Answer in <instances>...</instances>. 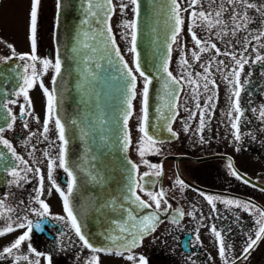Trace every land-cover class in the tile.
<instances>
[{
  "label": "flooded vegetation",
  "instance_id": "1",
  "mask_svg": "<svg viewBox=\"0 0 264 264\" xmlns=\"http://www.w3.org/2000/svg\"><path fill=\"white\" fill-rule=\"evenodd\" d=\"M178 2L181 3L182 10L189 7L188 0H178ZM249 2L256 5L255 8L248 9L251 18L248 25L249 32H240L236 36L224 38L225 41L232 42L229 50H234L236 53L243 50L242 45L247 43L249 35L264 31V13L261 11L264 10V0H249ZM31 4L32 0H0V41H3L0 43V56L8 57L12 54L7 44L13 45L17 54L30 53ZM205 9H207L206 4ZM55 17L56 0H40L36 54L39 58L53 62ZM183 18L185 23L178 37V43L173 45L170 70L174 75L179 76V55L180 48H183L186 59L192 65L191 71L203 74L200 63H204L207 56L215 53L214 51L202 53L199 63L192 59L191 51H198V49L189 33L190 12H183ZM111 26L116 43L119 45L122 42L121 33L112 23ZM194 30L199 37L207 38V34L199 27ZM212 42L216 43L221 50H225L226 45L223 41L213 36ZM260 43L264 44V40ZM255 44L253 40V44L245 53V55H251L252 59L255 57V53L252 52ZM123 51L121 49L122 54ZM261 54L264 55V49H261ZM218 59L223 61V65L220 70L214 66L211 76L217 86L216 99L212 103L209 114H205L206 123L202 131H197L200 113L195 109L190 94L186 96V93H189L186 84L180 93L178 115L172 123L173 131L177 135L163 140V143L158 145L159 154H148L142 159L136 148L142 133H131L130 130L129 158L139 165L141 174L146 171L153 173L157 170L144 164V159L161 169L162 175L149 176L146 179L150 183L155 182L151 190L159 192L163 189L166 192L165 199L171 205L169 209L163 203L161 204L160 218L155 230L147 233L132 253L115 254L118 245H112L111 252H93L84 247L67 220L63 204L62 209L58 210L57 199L59 197L62 201V198L48 179V158H45L43 153L50 151L51 156L55 157L59 141L52 123L49 124V139L45 140L40 135L45 119L42 109H46V97L39 84L29 92L32 100V117L19 118L22 97L15 105H9L18 119L11 130L7 128V124L4 125V137L12 143L17 154L28 161L29 166L41 169L44 184L43 193L39 198L49 205V215L47 218H38L30 212L31 208H39L35 202L40 190L39 177L33 173H27V181L17 182V179L9 174L12 170L11 165L6 170L4 179L0 180V197L4 199L7 206L16 209L15 213H9L14 219L27 216L34 223L39 222L43 231L34 229L19 250H14L13 254H4L0 258V264H17L14 260L17 252L27 254L30 261L39 260V264H89L90 254L93 253L104 256L105 260L112 262L111 264H140L141 256L147 264H224L219 256V241L211 232L212 225H215L216 230L221 233L230 261L234 258L236 264H264V236L254 245L246 258H241L249 237L254 239L255 232L258 230V225L255 223L256 214L250 215L242 208L221 203L222 200L250 201L264 210V118L259 114L261 110H264V62L253 63L249 60L241 73L243 91L240 94V105L243 115L240 116L238 124L240 140L237 141L236 130L231 127V124L238 114L232 111V119L228 115L235 97L230 98V85L222 75L231 71L233 65L228 56H221ZM22 63V61L13 60V71L16 72L20 68L22 73L23 69L18 67ZM40 68L41 65L37 63V70L39 71ZM52 76L53 71L50 69L47 74L40 77L49 89H51ZM7 89L10 93L16 90L8 85ZM201 93L199 100L203 108L207 103V96L211 93L203 94L202 89ZM10 98L15 99V97ZM35 105L37 111L34 109ZM185 106L196 112L194 119H189V112L184 111ZM33 117H38L40 123H37ZM24 120H27V128L24 127ZM185 124H188V131H185ZM52 141L55 143H51ZM33 158L36 163L33 162ZM229 159L233 169L243 179H237L232 174L233 169L227 166ZM13 163H17L14 158ZM17 170L20 171L21 176L25 175L22 169ZM178 178L183 180L184 187L176 184ZM53 179L62 190H66L68 177L62 169L59 167L55 169ZM245 180L249 182L246 183ZM137 194L142 199L148 200L144 193L137 191ZM206 196L213 197L215 211L205 199ZM70 200L73 206V195ZM177 209H182L184 215L178 222L173 223L172 214ZM144 211L143 215H147L153 211V208ZM165 212L169 214L165 215ZM54 217L65 219L57 220ZM5 223V220L0 219V227H3ZM26 231V228L16 229L0 236V252H3L5 247L11 246ZM29 244L32 246L31 251L28 248ZM129 254L136 259L129 261L126 258ZM18 264H28V261H24L21 257Z\"/></svg>",
  "mask_w": 264,
  "mask_h": 264
},
{
  "label": "snow or ice",
  "instance_id": "2",
  "mask_svg": "<svg viewBox=\"0 0 264 264\" xmlns=\"http://www.w3.org/2000/svg\"><path fill=\"white\" fill-rule=\"evenodd\" d=\"M87 2V13L92 18L91 20L86 19L85 24L91 25L93 21L99 25L95 32H85L86 37L83 41H78L77 47L73 49L74 53L79 54L85 49L96 52L98 49L93 46L89 41H96L97 38L100 39V44L103 49V53L108 59L109 63H112V57L114 56L119 64L122 66V75L125 80L126 88V108L123 115V124L125 129V134L123 137L124 149L125 151L131 145V136L128 131L129 119L134 113L133 100L137 96V80L138 76L142 79V90L140 91L141 101V120L138 131L142 133V138L138 142L136 148L138 155L143 159L148 154H159L160 143L163 141L159 136L154 135L150 131V120H149V89L156 79V76L152 73H147L140 63L139 52L137 51V40H138V19H139V0H119V8L123 13L128 5H131V11L134 18L132 20H124L121 25L125 32L122 34V38L127 41L128 48L127 52L132 54L131 66L129 61L125 60L124 56L121 54V49L116 43L115 34H113L111 26V17L115 13L116 5L113 4V0H86ZM205 4L207 9H205ZM40 5V0H32L31 10H30V21H29V32H30V53L17 54L13 45L7 44L6 46L11 50V55L8 57L0 56V62L8 63L9 61L19 60L23 63L18 67L23 69L22 73L13 76L16 79L17 85L16 90L11 93L5 94V99L0 101V106L5 109L3 119L7 123V128L11 130L15 125L18 117L13 112L9 105H15L20 97L23 98V103L20 104L19 118L23 119L25 117H32V100L29 95L30 90H32L37 84L42 89L44 96L46 97V109H45V119L42 125V132L40 135L48 140L49 124L54 125V130L56 131L59 144L57 145L58 152L55 157L51 156L50 151H45L43 153L45 158H48V179L51 181L52 186L59 193L63 201V209L67 214V220L70 222L71 228L74 229L76 236L82 242L83 246L91 249L93 252H111L112 245H118L115 254L121 255L122 253H132V251L141 243L144 236L155 230L156 224L159 222L161 204L163 203L166 208H171L169 201L165 199L166 192L161 189L159 192L151 190L155 186V182L151 183L146 179L149 176L159 177L162 175L161 169L150 164L146 159L143 160L149 168L157 169L155 172H144L140 173L139 165L128 161L130 165V170L128 173V183L125 191L123 200L126 201L125 204L121 205L122 212L126 216V222H122L116 225L118 233L115 235H109V241L111 242L108 248H96L90 241L81 233V226L78 223L77 215L74 212V207L71 204L70 198L73 195L74 190L77 188V177L74 174V170L68 163L67 160V145L68 140L66 138L65 124L62 122L61 117L58 112L59 97H58V78L61 77L62 64L63 61L57 51L54 62L49 59H42L37 56V23H38V9ZM188 8L182 10L181 3L178 0H170L169 5V19L171 21L170 35L168 37L167 48L164 55L160 58L159 63L153 65L155 73L159 74V79L163 81V104L156 108V112L159 117L164 121L162 124L156 125L157 131L160 129L166 130L171 136L175 137L177 133L173 131L172 123L175 121L178 115V102L180 100V93L184 90L185 84L189 89L190 98L193 100L195 109L199 110V127L197 131H202L205 127V114H209V110L212 106L213 101L216 99V83L215 80L211 78L212 69L215 66L217 70H220L223 65V61L218 58L221 56H228L232 61L231 71L222 73L224 79L230 85V98L235 97L234 103L230 106V111L228 113L229 118L232 119V111L238 115L234 118L231 127L236 130L235 139L240 140L239 135V120L240 116L243 115L241 105H240V94L243 91L241 86V73L244 71V67L252 60L253 63L264 62V55L261 54V49H264V44L260 43L264 40V31L249 35L247 43L242 45V51L236 53L234 50H229L231 48V41H225L224 38L228 36H236L240 32H249L248 25L251 22V18L248 14V9H253L256 7L255 4L249 2V0H188ZM199 5V8L197 6ZM264 13V10H261ZM183 12H190V27L189 33L191 39L194 42L196 50L191 51V57L196 62L201 61V54L206 52L214 51V55H209L206 57L204 63H200V67L203 69V74L200 72L193 73L191 71L192 65L186 59L183 48H180L179 55V76L173 74L170 70L171 56L173 45L178 43V37L182 32V26L185 21L183 18ZM227 14V15H226ZM199 27L203 32L207 34V38L199 37L197 32L194 30ZM215 30V32H213ZM217 40H221L225 43V50H221L216 43L212 42V37ZM255 40L256 44L252 47V52L255 53L254 59L251 55H245L248 52L249 46L253 44ZM3 43V41H0ZM81 59H86V62H93L91 56L81 57ZM37 63L41 65L40 70H37ZM53 71V76L51 77V89L46 87L43 80L40 79L42 75L48 73L49 70ZM15 71V70H14ZM86 71L91 73V69L87 68ZM138 74V76H137ZM211 93L207 96L206 105L201 108L199 97L202 94ZM0 94H3L2 86H0ZM15 97V99L10 98ZM170 113V115L166 114ZM184 111L189 112V119H194L196 112L189 109L187 106L184 107ZM255 111V109L253 110ZM260 116L264 118V110L260 111ZM36 119L37 123H40L38 117H33ZM73 123H76L73 121ZM24 127L27 128V120H24ZM4 126H0V146L7 149L11 154V157L17 163L12 164V170L10 175L19 180L27 181V173H33L39 177L40 190L36 197V203L39 208H31L32 212L36 217H45L49 215V205L42 199L39 198L40 194L43 193L44 175L39 167L33 168L29 166L28 161L24 160L22 156L18 155L14 146L8 139L4 137ZM185 131H188V124H185ZM36 135V133H32ZM31 139V137H29ZM51 143H55L52 141ZM27 146V145H26ZM4 154L0 153V161H3ZM33 162L36 163L33 158ZM229 169H233L231 160H228L227 164ZM59 167L62 169L68 180L66 181V190H62L60 186L56 184L53 179V172ZM17 169H22L25 175L21 176L20 171ZM232 174L237 177V179H243L234 169ZM246 183L249 181L245 180ZM176 184L180 187H184V182L181 179L176 180ZM137 191L144 193L148 197V200L142 199ZM205 199L210 205H212L213 211H215V203L213 197L206 196ZM221 203L227 205H234L237 208H242L245 212H249L250 215L256 214L255 223L258 225V230L255 232V238L249 237L247 242V247L242 251L241 258H246L250 250L254 245L264 236V210L260 209L257 205L249 202H240L232 200H222ZM154 206V207H153ZM153 208V211L147 215H141L144 210ZM16 209L11 206H7L2 197H0V219L6 221L3 227H0V236H4L7 233H11L16 229H27V231L20 235L11 246L5 247L3 252H0V258L4 254H13L14 250H19L22 243L29 239V234L33 230L43 231L42 225L39 222L34 223L27 216L14 219L9 213H15ZM168 215V212L164 213ZM184 215L182 209H177L174 214H172V221L176 223ZM189 215H192L189 213ZM57 220H64V217H54ZM15 224V227L13 225ZM212 234L219 241V256L224 261V264H236L235 259H229L226 254V248L224 241L221 237V233L216 230L215 225L211 226ZM199 237H197L198 239ZM29 251L32 250L31 244L28 245ZM24 261H28V264H39V260L30 261L29 256L23 252H17L14 256V260L19 262L20 258ZM129 261H134L136 257L129 254L126 257ZM140 264H147V261L141 256L139 257Z\"/></svg>",
  "mask_w": 264,
  "mask_h": 264
},
{
  "label": "water",
  "instance_id": "3",
  "mask_svg": "<svg viewBox=\"0 0 264 264\" xmlns=\"http://www.w3.org/2000/svg\"><path fill=\"white\" fill-rule=\"evenodd\" d=\"M139 3L137 51L142 68L156 76L149 89L150 131L163 141L172 136L166 130L157 131L156 128L164 123L156 112L163 104V81L153 65L158 64L166 52L171 23L168 15L170 0H139ZM86 19H92L87 13L86 0H56L55 57L59 51L63 61L58 78V112L66 128L67 160L77 177L73 207L81 233L94 247L105 248L111 243L109 235L118 233L116 225L126 222L121 208L126 203L123 197L130 170L128 161H131L123 143L126 88L122 66L114 56L113 62H108L99 38L89 41L98 51L85 49L79 54L74 53L78 41L86 39L84 33L95 32L99 27L94 21L91 25L85 24ZM86 56H91L93 62L81 59ZM87 68L91 73L86 71ZM19 73L20 68L13 71L12 61L0 63L3 90L0 101L10 93L7 85L16 88L17 81L13 76ZM4 113L5 109L0 106V126L7 124ZM0 153L4 154L0 161L2 180L13 164V157L2 146Z\"/></svg>",
  "mask_w": 264,
  "mask_h": 264
},
{
  "label": "rangeland",
  "instance_id": "4",
  "mask_svg": "<svg viewBox=\"0 0 264 264\" xmlns=\"http://www.w3.org/2000/svg\"><path fill=\"white\" fill-rule=\"evenodd\" d=\"M113 4L116 5L115 13L111 17V23L113 24L114 28H117L121 36L125 32V29L122 28V24L124 20H132L133 13L131 11L132 6L128 5V7L125 9V11L122 13L119 8V0H113ZM122 42L119 44L120 48L123 51L124 57L126 58L127 61H129V64L131 66V61H132V54L127 52L128 48V43L125 41L122 37L120 39ZM142 90V79L139 78L137 80V96L136 99L133 100V109L134 113L132 115V118L130 119V128L131 133H139L138 127L140 126V115H141V110H140V101H141V96H140V91ZM35 111H37V106L35 105ZM45 109V108H44ZM44 109H42V114H45ZM58 203V210L62 209V204L63 202L60 200L58 197L57 199ZM90 261L89 264H111V261L105 260V257L98 254V253H93L90 254Z\"/></svg>",
  "mask_w": 264,
  "mask_h": 264
}]
</instances>
